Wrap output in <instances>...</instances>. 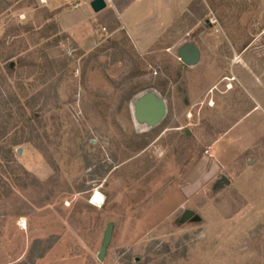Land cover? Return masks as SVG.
I'll return each instance as SVG.
<instances>
[{"label": "rangeland", "instance_id": "obj_1", "mask_svg": "<svg viewBox=\"0 0 264 264\" xmlns=\"http://www.w3.org/2000/svg\"><path fill=\"white\" fill-rule=\"evenodd\" d=\"M135 1L0 0V264H264V0H188L143 51L121 21ZM151 89L168 115L140 130ZM240 121L247 142L220 143Z\"/></svg>", "mask_w": 264, "mask_h": 264}, {"label": "water", "instance_id": "obj_2", "mask_svg": "<svg viewBox=\"0 0 264 264\" xmlns=\"http://www.w3.org/2000/svg\"><path fill=\"white\" fill-rule=\"evenodd\" d=\"M90 6L94 13H100L107 9L108 4L105 0H93ZM179 60L187 67L197 66L201 61V51L195 44H186L178 51ZM131 113L135 126L140 129H154L161 125L168 115L166 100L154 89L145 91L134 98L131 103ZM221 183L229 184L226 177H222ZM182 221H200V217L193 211L186 210ZM114 223H109L98 253V260L103 262L106 258L109 246L113 239Z\"/></svg>", "mask_w": 264, "mask_h": 264}, {"label": "crops", "instance_id": "obj_3", "mask_svg": "<svg viewBox=\"0 0 264 264\" xmlns=\"http://www.w3.org/2000/svg\"><path fill=\"white\" fill-rule=\"evenodd\" d=\"M139 0H136L126 11L125 13L121 14V21L124 25L125 30H127L128 36L133 40V42L136 44V47L139 50H147L149 47L152 46L153 41L157 38V35L155 32H157V29L159 28V26L157 25V22H162V20L164 19H172V17L174 16L175 12H178L179 10V4L187 2L188 0H168L165 2V0H159V2L163 5V12H162V16L160 17H156L154 15L152 16H148V18L146 20L140 21L139 18H137L135 15H133L132 11L135 7V4L138 2ZM156 20V21H155ZM259 110H255L253 112H251V116L250 118L253 116L252 114H257L259 115ZM249 114V115H250ZM247 115V116H249ZM246 116V117H247ZM244 117V118H246ZM243 118V119H244ZM248 118V119H250ZM242 119V120H243ZM241 120V121H242ZM238 122L236 125H234L231 129H229L224 135L223 137L219 140L220 143L225 142L226 145L231 148L234 145L235 140L237 141L238 137L232 139L231 136L233 135V133H235V131L239 128H243L244 126H240L239 124L241 123ZM244 140L245 143L247 142V138L244 135L243 137H240V141L236 142V147L237 145L240 146L242 143L241 141ZM244 143V144H245ZM237 153L234 155V157H226V155H219L217 152L216 154H214L213 158L215 161V168L217 171V175L222 174L224 171H226V169L232 165V163L235 161V159L238 157V155H240V153H242L241 151H238L236 149ZM225 177V176H222ZM221 180V179H220ZM220 180L218 181V183H221ZM229 184H232V180H228ZM223 185H227L222 183Z\"/></svg>", "mask_w": 264, "mask_h": 264}, {"label": "bare ground", "instance_id": "obj_4", "mask_svg": "<svg viewBox=\"0 0 264 264\" xmlns=\"http://www.w3.org/2000/svg\"><path fill=\"white\" fill-rule=\"evenodd\" d=\"M93 203L100 206L103 203V197L100 194H96L93 198Z\"/></svg>", "mask_w": 264, "mask_h": 264}, {"label": "built area", "instance_id": "obj_5", "mask_svg": "<svg viewBox=\"0 0 264 264\" xmlns=\"http://www.w3.org/2000/svg\"><path fill=\"white\" fill-rule=\"evenodd\" d=\"M88 1L92 2L93 0H88ZM105 1H106L107 4L111 2V0H105Z\"/></svg>", "mask_w": 264, "mask_h": 264}, {"label": "trees", "instance_id": "obj_6", "mask_svg": "<svg viewBox=\"0 0 264 264\" xmlns=\"http://www.w3.org/2000/svg\"><path fill=\"white\" fill-rule=\"evenodd\" d=\"M7 69H8L9 71H12V67H11L10 65L7 66Z\"/></svg>", "mask_w": 264, "mask_h": 264}]
</instances>
